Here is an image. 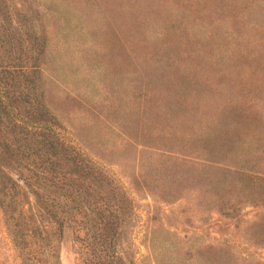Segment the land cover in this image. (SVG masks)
Returning a JSON list of instances; mask_svg holds the SVG:
<instances>
[{"label": "rangeland", "instance_id": "obj_1", "mask_svg": "<svg viewBox=\"0 0 264 264\" xmlns=\"http://www.w3.org/2000/svg\"><path fill=\"white\" fill-rule=\"evenodd\" d=\"M196 1L31 0L47 33L40 75L43 100L63 135L111 171L133 199L138 217L125 230L121 245L134 264H264V243L253 242L252 236L264 218V204L243 202L234 217L223 216L207 203L205 186L197 184L192 175L170 183L159 179L172 192L166 198L163 189L150 188L139 180V175L158 176L166 159L146 140L159 136L165 122L164 84L171 82V93L180 80L171 75L169 81L157 82L160 71L152 67L150 46L160 40L155 34L168 19L165 12L172 10L171 16L185 20V31L196 33L203 42L216 39L217 31L219 37L213 44L224 46L218 60L234 68L233 77H207L202 94L213 97L195 103L191 89L188 104H200L202 109L204 104L223 105L225 110L246 104L264 110V0L246 8L242 19H227L223 24L221 17L215 22L212 18L218 15L214 9L225 10L218 5L225 0ZM244 23L246 29L237 36L235 27ZM226 32L229 34L222 38ZM206 50L205 44L194 48L192 61H199ZM232 80L242 84L234 95ZM261 113L257 129L246 130V137L256 141L258 150L264 146ZM173 159L167 158L165 165ZM261 160L264 170V157ZM214 173L220 175L222 170ZM58 249V264H82L70 229L63 232ZM0 264H21L1 213Z\"/></svg>", "mask_w": 264, "mask_h": 264}, {"label": "trees", "instance_id": "obj_2", "mask_svg": "<svg viewBox=\"0 0 264 264\" xmlns=\"http://www.w3.org/2000/svg\"><path fill=\"white\" fill-rule=\"evenodd\" d=\"M259 2L225 0L218 4L225 10L214 9L218 15L212 20L238 21L246 8ZM38 13L31 0H0V213L4 228L21 264H58V242L66 229L73 232L82 264H134L121 245L125 230L138 217L133 199L111 171L63 135L43 100L40 75L47 33ZM171 13L165 12L168 19L155 34L160 40L150 46L152 67L160 71L157 82L169 81L171 75L180 80L171 93V82L164 84L165 122L159 136L147 135L146 141L166 159H174L170 165H165L166 159L162 162L158 176L139 175V180L163 189L166 198L172 192L159 179L170 183L192 175L205 186L207 203L223 216L234 217L240 203L264 204V146L258 150L256 141L246 137V130L257 129L264 110L246 104L227 110L223 105L204 104L202 109L200 104H188L191 89L195 103L213 97L202 94L207 77H233L235 73L218 60L224 46L213 44L219 37L217 31L216 39L203 42L196 33L189 35L186 21ZM247 24L235 27V34L239 36ZM167 37L170 40L163 39ZM202 44L208 47L206 55L193 62L192 51ZM233 87L231 95L242 84L235 81ZM217 169L222 170L220 175L214 173ZM252 236L253 242L264 243V218Z\"/></svg>", "mask_w": 264, "mask_h": 264}]
</instances>
